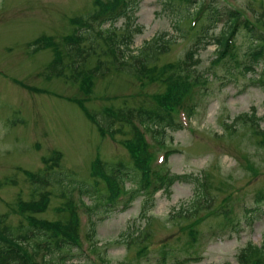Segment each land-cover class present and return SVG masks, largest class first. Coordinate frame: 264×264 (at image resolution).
Masks as SVG:
<instances>
[{
  "label": "rangeland",
  "instance_id": "rangeland-1",
  "mask_svg": "<svg viewBox=\"0 0 264 264\" xmlns=\"http://www.w3.org/2000/svg\"><path fill=\"white\" fill-rule=\"evenodd\" d=\"M181 1L140 0L134 16L141 33L134 37L129 51L124 52L123 61L130 63L131 56L139 55L144 42L166 33L164 43L168 53L160 56L158 63L180 65L199 35L188 27L196 11L194 4ZM238 2L242 6L247 3ZM214 4L222 18L209 32L210 43L195 47L194 63L186 65L189 79L197 76L203 79V84L195 85L196 90L190 92L192 97L199 98L195 115L187 117L186 122L179 117L183 129L169 131L167 137L171 141L165 143L167 149L176 150L167 159L170 172L188 175L190 180L175 182L170 195L163 191L155 194L152 202L145 203L144 211L143 196L120 212L99 203L91 216L96 249L84 237L88 226L84 213L80 214L82 245L80 249L72 247L64 251L71 255L69 263L100 264L101 260L107 264H177L192 257L199 259L191 264H238L239 253L249 242L257 246L263 243L264 197L256 201L264 195V149L258 146L255 127H249L250 123L238 116L254 114L255 119H260L256 120L259 127L264 129V75H261L264 64H259L255 72L242 69L247 63L244 55L249 52L250 41L240 31L235 36V46L241 66L236 67L231 59L214 65L215 40L225 30L223 23L228 9L222 7L221 0H214ZM253 6L264 11V3L260 1ZM95 10L94 0H0V225L12 228L27 225L19 210L16 212L17 205L38 201L41 192H49V202L44 212L33 213V217L50 223L64 222L67 212L59 209L65 208L66 203L73 202L75 209L82 212L80 200L92 205L99 202L95 198L104 194L103 180L90 174L92 161L101 160L107 168L116 162L131 168L127 139L132 133L127 125L114 121L112 131L106 128L102 134L90 116L106 123L104 108L119 109L124 105L147 108L153 105L152 94L162 88L147 78L142 79L145 83L142 86V81L118 69L119 65L110 64L95 25H91V36L84 31L79 42L91 55L83 54L84 58L72 61L61 43V38L72 29L69 20L84 18ZM121 23L122 19L113 25L115 35L121 33ZM196 26L198 29L199 24ZM108 29L112 27L100 28ZM42 35L52 37L62 51L55 70L50 69L53 50L36 49L35 41ZM117 42L115 37L114 43L118 45ZM74 61L79 66L83 61V66H78L77 77L71 81ZM98 62H102L100 69L90 73L91 91L83 93L79 83ZM58 70L64 74L55 75ZM56 153L60 154L59 168L52 163L47 178L49 181L55 176L54 181L47 186L30 183L23 170L41 174L45 167L42 157L48 160ZM201 176L207 184L204 193L211 208L203 210L199 206L194 217L187 216L184 208H190L199 191L198 184L192 182ZM78 185L88 191L82 198H78L75 187ZM212 211L218 214L214 216L223 215L224 211L230 215L222 219L212 216ZM203 215L195 227L194 221ZM192 226L197 229L195 235L190 234L195 230H188ZM137 237L143 242L133 240ZM143 249L144 255L138 253Z\"/></svg>",
  "mask_w": 264,
  "mask_h": 264
},
{
  "label": "trees",
  "instance_id": "trees-1",
  "mask_svg": "<svg viewBox=\"0 0 264 264\" xmlns=\"http://www.w3.org/2000/svg\"><path fill=\"white\" fill-rule=\"evenodd\" d=\"M184 1L188 4H194L197 15L200 16L197 22H200L198 29L196 27L191 30L199 35L195 38L193 45L191 44L190 49L185 53L184 61L180 65L158 63L160 56L168 53V46L164 43L166 33L158 34L149 42H144L142 49L139 50V55H132L130 63L123 61L124 52L129 51L134 37L141 33V27L136 24L137 17L134 16L138 10L140 0H95L94 8L96 10L94 13L88 15L85 19L79 18L88 26H90L89 21L91 18L93 21L98 20L100 27L106 24L112 27V29L106 30V36L111 40H115L116 37L118 45L108 46L107 50L104 51L105 55H108L111 59L110 64H117L119 65L118 69L126 71L138 80L142 81V79L147 78L150 82L157 83L162 88L151 96L154 99L153 108H150L153 105H149L147 108L144 107L145 105L140 107L124 105L122 108L116 110H113L115 109L113 107L104 109L109 119H107L106 125H102L101 123L97 125L98 130L102 134L105 133L106 128L112 131L114 121L121 122L131 129L132 136L127 140V147L131 155V168L121 163L109 165V168H107L105 164H101L98 161L92 166L94 175H99L97 177L102 178L106 185L104 194L94 199L99 201L98 203L100 204L113 207L118 204L119 197H125V200L122 202L125 208L135 198L143 196L142 211H144L145 203L149 204L152 202L156 192L162 190L165 194H169L170 188L175 182L190 180L188 175L179 176L171 173L166 168V162L163 163L161 170L158 167H153V155L148 152V148L140 136L142 131L147 132L150 134L154 144L163 147L165 143H168L167 140L171 141V138L167 137L170 136L168 132H176L180 129V126L174 122L173 111L171 109L174 106L173 102L177 99H182L189 91L190 81H187L189 72L186 69V65L193 63L195 56V50L193 49L195 47L210 43V39L208 38L209 32L222 18L220 10H217L215 7L214 1H212L211 5H204L203 9L200 8V5L203 3L202 0H183L181 2L184 3ZM259 1L264 3V0H249L248 7L254 12L253 23L246 19L239 9L227 7L226 19L223 23L225 30L215 40L217 45L216 57L213 60L215 66L232 57H234V65L236 67L241 65L236 59V46L234 45V36L240 31L250 41V46L247 50L249 52L244 55L248 59L247 66L244 68L255 71L254 69L258 64H264V11H258L253 8V3ZM222 7L226 6L222 5ZM121 19L122 23L120 27L122 31L120 34L115 35L113 25ZM71 23H76V21L71 20ZM133 24L134 26L132 27L131 25ZM46 39L47 37L41 36L35 43L42 44ZM93 50L95 49L93 48ZM83 54L91 55L88 52ZM117 55L120 56L121 61L118 60ZM124 63L126 66H124ZM101 65L102 62H98L93 71H98ZM261 75H264V70ZM200 79L201 77L199 76L194 79V82ZM262 81L264 83V80ZM81 84L84 85L82 88L84 93H90L93 86L92 77L88 76ZM141 84L142 86L145 85L143 81ZM80 106L82 107L83 105L80 104ZM254 117V114L252 116L244 114L243 117L238 116V119L247 122V124L250 123L249 127H255L252 128H254V135L257 136L258 144L260 143L258 146L264 149V129H260L259 122L256 121L260 119H255ZM91 120L95 121L92 116ZM138 122L139 125L136 127L135 125ZM173 153H176V150L169 149L165 154L166 160ZM104 171L108 172V174H105ZM54 178L55 176L51 177L47 185L51 181H54ZM126 181L131 183H129L130 186H125ZM59 183L60 181L57 184L60 185ZM192 184H198L199 191L195 196L194 202L190 204V208L184 209L187 212L185 215L194 217L199 211V206L201 209L207 210L211 208V204L206 198V193H204V186L207 184L202 182V176L197 181L192 182ZM79 189L80 194H88V191L84 188ZM38 195H40L38 201H31L29 203L19 202L17 205L16 212L19 210L24 219L27 220V225L23 226L19 224L12 228L3 224L0 227V264H70L66 261L71 255L65 253L72 247L81 246L79 242L78 215H76L75 211H72L71 207L64 222L59 220L50 223L33 217V213L44 212L49 202V192L38 193ZM203 200L205 201L204 204L202 203ZM65 210L67 211L68 209L66 207L62 208V211ZM257 211L254 210V212ZM222 214L225 215L226 211ZM201 220L202 218L195 220V224L193 223V225L198 224ZM189 230H194V227H190ZM94 235L95 229L92 224L88 230L89 240H92ZM133 240H136L138 243L143 242L138 237ZM128 241L131 242V239H128ZM65 250L66 252H64ZM165 253L168 252L165 251ZM47 256L49 257L48 260H46ZM57 259H60L61 262L58 263ZM238 259V264H262V260H264V241L259 246L249 242L239 253ZM195 260H198V258L188 257L177 264H191Z\"/></svg>",
  "mask_w": 264,
  "mask_h": 264
}]
</instances>
